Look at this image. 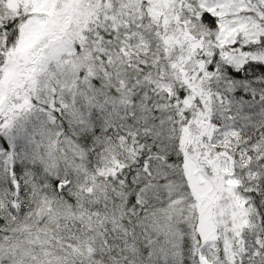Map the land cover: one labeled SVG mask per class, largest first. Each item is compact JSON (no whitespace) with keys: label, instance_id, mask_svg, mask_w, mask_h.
Returning <instances> with one entry per match:
<instances>
[{"label":"snow or ice","instance_id":"1","mask_svg":"<svg viewBox=\"0 0 264 264\" xmlns=\"http://www.w3.org/2000/svg\"><path fill=\"white\" fill-rule=\"evenodd\" d=\"M0 264H264V0H0Z\"/></svg>","mask_w":264,"mask_h":264}]
</instances>
